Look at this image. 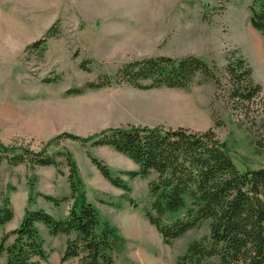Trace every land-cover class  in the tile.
Listing matches in <instances>:
<instances>
[{
	"label": "rangeland",
	"instance_id": "rangeland-1",
	"mask_svg": "<svg viewBox=\"0 0 264 264\" xmlns=\"http://www.w3.org/2000/svg\"><path fill=\"white\" fill-rule=\"evenodd\" d=\"M250 4L251 0H0V144L39 152L49 143L51 155L72 154L82 179L81 191L99 210L101 222L126 238L123 250L114 254V264H175L192 241L209 234L208 223L165 244L143 212L154 176L129 178L122 172L138 166L109 147L55 139L64 133L86 138L119 127H184L197 132L213 128L227 143L239 170L264 167V154L256 152L245 120L232 110L225 70L232 54L244 58L264 98V43L250 24ZM53 26L57 34L42 52L28 49ZM189 55L215 68L222 82L218 96L213 81L198 84L201 76L182 90L113 85L67 93L98 83L102 76H113L133 60ZM250 110L252 118H263L256 106ZM88 154L103 160L131 191L114 187ZM58 161L59 168L2 163L0 193H8L9 185L16 190L9 193L12 226L0 228V239L20 226L27 207L45 210L57 219L68 215L72 201L56 206L37 195L71 194L69 169L64 158ZM31 192L35 196L29 204ZM127 196L138 208L128 203ZM37 226L50 253L43 264H77L76 260L61 263L66 236H51L45 226ZM13 241L11 237L8 244ZM0 264H5V257Z\"/></svg>",
	"mask_w": 264,
	"mask_h": 264
},
{
	"label": "trees",
	"instance_id": "trees-1",
	"mask_svg": "<svg viewBox=\"0 0 264 264\" xmlns=\"http://www.w3.org/2000/svg\"><path fill=\"white\" fill-rule=\"evenodd\" d=\"M248 9L250 24L264 43V0H251ZM54 28L28 49L42 52L48 39L56 36ZM81 68L87 70L86 63H82ZM225 70L232 110L245 120L256 152L264 154L262 87L255 82L248 62L236 54L227 58ZM199 76L203 79L198 84L215 83L218 96L222 82L215 68L193 55L133 60L123 64L113 76H102L98 83H88L67 93L80 94L87 89L113 85H128L144 91L182 90L195 84ZM251 105L262 113L259 121L251 117ZM59 138L83 145L91 142L93 146H106L126 156L138 166V170L122 172L131 179L154 176L148 185V202L143 212L165 244L171 245L192 229L208 223L209 234L192 241L175 264H212V260H216V264H264V167L239 170L227 143L218 138L213 128L197 132L184 127H119L86 138L70 133L55 140ZM48 144L39 152L0 144V166L5 162L11 167L26 164L32 168H59L58 158H64L69 169L71 194L63 198L37 195L56 206L72 201L68 215L57 219L45 210L27 207L20 226L2 235L0 258L5 257V264L47 262L50 253L37 226L42 224L51 236L67 237L61 263L76 260L77 264H114V254L123 249L124 239L115 227L101 222L99 210L81 191L79 168L72 154L61 151L51 155L47 151ZM88 156L114 187L126 193L131 191L129 184L114 176L103 160ZM15 190L9 185L8 193H0V228L14 219L9 193ZM34 196L31 192L29 204L33 203ZM126 200L138 208L134 199L127 196ZM11 237L14 241L8 244Z\"/></svg>",
	"mask_w": 264,
	"mask_h": 264
},
{
	"label": "crops",
	"instance_id": "crops-1",
	"mask_svg": "<svg viewBox=\"0 0 264 264\" xmlns=\"http://www.w3.org/2000/svg\"><path fill=\"white\" fill-rule=\"evenodd\" d=\"M113 151H114V150H113ZM115 152H116V151H115ZM119 154H120V153H119ZM121 155H122V154H121ZM129 160H130V159H129ZM79 178L81 179L80 176H79ZM81 180H82V179H81ZM147 221H148V220H147ZM148 223H149V221H148ZM149 224H150V223H149ZM150 225H151V224H150ZM6 226H7V227H8V226L10 227V226H12V224H11V223H8L7 225H5V227H6ZM151 226H152V225H151ZM152 227H153V226H152ZM117 231H118V230H117ZM118 234H119V232H118ZM119 235H120V234H119ZM120 236H121V235H120ZM121 237H122V236H121ZM122 238H123V237H122ZM124 238H125V237H124ZM124 238H123V239H124ZM125 239H126V238H125ZM125 239H124V244H125ZM123 247H124V246H123ZM122 250H123V249H122ZM122 250H121V251H122ZM67 262H68V261H67Z\"/></svg>",
	"mask_w": 264,
	"mask_h": 264
}]
</instances>
